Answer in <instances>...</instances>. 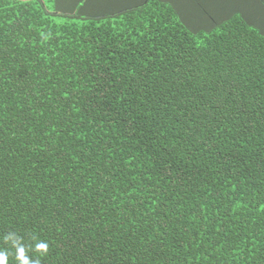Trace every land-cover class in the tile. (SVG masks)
Returning <instances> with one entry per match:
<instances>
[{
    "label": "trees",
    "instance_id": "obj_1",
    "mask_svg": "<svg viewBox=\"0 0 264 264\" xmlns=\"http://www.w3.org/2000/svg\"><path fill=\"white\" fill-rule=\"evenodd\" d=\"M54 2L0 0V264H264V0Z\"/></svg>",
    "mask_w": 264,
    "mask_h": 264
},
{
    "label": "rangeland",
    "instance_id": "obj_2",
    "mask_svg": "<svg viewBox=\"0 0 264 264\" xmlns=\"http://www.w3.org/2000/svg\"><path fill=\"white\" fill-rule=\"evenodd\" d=\"M43 3L52 11L54 12L55 11V5H54V0H43ZM54 19L57 21V22H64V21H71L69 20L67 17H64V16H59L57 15V18L54 17Z\"/></svg>",
    "mask_w": 264,
    "mask_h": 264
},
{
    "label": "crops",
    "instance_id": "obj_3",
    "mask_svg": "<svg viewBox=\"0 0 264 264\" xmlns=\"http://www.w3.org/2000/svg\"><path fill=\"white\" fill-rule=\"evenodd\" d=\"M116 1V0H115ZM80 5H84L85 4V0H81V3L80 2H78ZM89 10H93V11H95V9H89V7H88V10H86L84 13H86V14H88L89 12Z\"/></svg>",
    "mask_w": 264,
    "mask_h": 264
}]
</instances>
